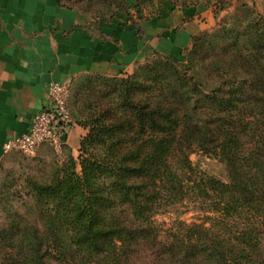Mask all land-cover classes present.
Listing matches in <instances>:
<instances>
[{"label": "trees", "instance_id": "16d2710c", "mask_svg": "<svg viewBox=\"0 0 264 264\" xmlns=\"http://www.w3.org/2000/svg\"><path fill=\"white\" fill-rule=\"evenodd\" d=\"M74 4L129 10L127 0ZM151 4L135 0L137 19ZM215 18L181 59L154 54L131 75L93 77L79 161L63 144L49 179L29 181L39 215L12 219L20 238L3 230L0 264H264V12L220 0ZM13 153L25 155L2 163ZM196 153L224 163L229 181L198 171ZM165 213L198 222L177 219L164 234L154 218Z\"/></svg>", "mask_w": 264, "mask_h": 264}, {"label": "crops", "instance_id": "0c3cea01", "mask_svg": "<svg viewBox=\"0 0 264 264\" xmlns=\"http://www.w3.org/2000/svg\"><path fill=\"white\" fill-rule=\"evenodd\" d=\"M152 0L143 18L129 10L97 16L75 0H0V163L5 143L29 130L51 82L117 76L154 54L181 59L192 39L216 25L220 0ZM250 5L264 0H228ZM71 127L67 145L82 137Z\"/></svg>", "mask_w": 264, "mask_h": 264}, {"label": "rangeland", "instance_id": "374dc122", "mask_svg": "<svg viewBox=\"0 0 264 264\" xmlns=\"http://www.w3.org/2000/svg\"><path fill=\"white\" fill-rule=\"evenodd\" d=\"M256 8L264 12V4ZM233 9L220 15L224 17L232 14ZM202 64V62H200ZM135 68L131 72H123L117 76H104V77H123L133 73ZM96 75H82L76 79L73 83L72 91L69 98V104L72 111L73 122L71 127L79 128L82 131V137L72 146L71 154L78 162L80 156L81 142L83 138L88 134V129L80 125V119H83L87 113L86 100L90 97L94 99L96 97L95 92L99 91L97 83L95 82ZM91 83V88L86 89V86ZM94 90V91H93ZM93 91V92H92ZM68 152L64 151L63 154L53 151L52 149H40L34 156L28 157L20 153H13L4 161L0 163V235L3 234V230L8 235L16 234L18 238L22 237L23 232L17 230V223L12 227V219L16 222L20 218L27 223L34 217L39 215L38 208L33 204L30 199L29 192L31 191L27 185L29 181L44 182L51 176L54 167L60 165L66 160ZM190 160L194 167L206 176H211L219 179L222 182L229 181V173L226 165L219 160L213 159L201 153L193 154ZM184 221L187 224L198 222L194 213L188 214H176L165 213L157 215L154 218L157 226L160 227L163 233L172 228L173 223L176 220ZM9 230V231H8ZM16 232V233H14ZM27 233L24 234L26 236Z\"/></svg>", "mask_w": 264, "mask_h": 264}, {"label": "built area", "instance_id": "2783aa9c", "mask_svg": "<svg viewBox=\"0 0 264 264\" xmlns=\"http://www.w3.org/2000/svg\"><path fill=\"white\" fill-rule=\"evenodd\" d=\"M71 85V81L47 85L43 108L32 115L26 133L5 143V154L21 152L33 156L43 143H49L56 152L61 153L73 122L67 105Z\"/></svg>", "mask_w": 264, "mask_h": 264}]
</instances>
